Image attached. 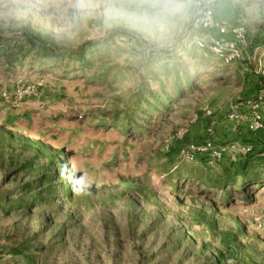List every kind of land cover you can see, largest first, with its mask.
<instances>
[{"label":"rangeland","instance_id":"obj_1","mask_svg":"<svg viewBox=\"0 0 264 264\" xmlns=\"http://www.w3.org/2000/svg\"><path fill=\"white\" fill-rule=\"evenodd\" d=\"M151 8L0 0V264H264V0Z\"/></svg>","mask_w":264,"mask_h":264},{"label":"clouds","instance_id":"obj_2","mask_svg":"<svg viewBox=\"0 0 264 264\" xmlns=\"http://www.w3.org/2000/svg\"><path fill=\"white\" fill-rule=\"evenodd\" d=\"M188 3L189 0H151L153 22L160 30L167 29L174 20L186 14ZM69 164L63 166L62 174L72 184L74 192L88 194L91 183L87 178V174H76L74 170L70 171Z\"/></svg>","mask_w":264,"mask_h":264},{"label":"built area","instance_id":"obj_3","mask_svg":"<svg viewBox=\"0 0 264 264\" xmlns=\"http://www.w3.org/2000/svg\"><path fill=\"white\" fill-rule=\"evenodd\" d=\"M199 17L197 18V23L206 29H213L216 35L213 37V44L211 48L216 51H221L223 45L222 42L225 41V37L231 35V38L227 40L228 48L231 51L229 55H226L227 61L239 57L241 46L247 40V32L242 25L229 26L223 21H220L215 17L214 10L210 7L202 6L199 10ZM197 43L201 46H206L204 39H198ZM227 54V53H224Z\"/></svg>","mask_w":264,"mask_h":264}]
</instances>
